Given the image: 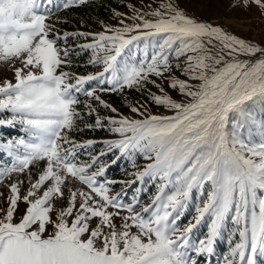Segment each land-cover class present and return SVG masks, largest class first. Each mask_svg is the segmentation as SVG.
Returning <instances> with one entry per match:
<instances>
[{
    "label": "snow or ice",
    "instance_id": "6c2138e0",
    "mask_svg": "<svg viewBox=\"0 0 264 264\" xmlns=\"http://www.w3.org/2000/svg\"><path fill=\"white\" fill-rule=\"evenodd\" d=\"M89 2L0 0V127L25 134L0 137V264H212L225 234L223 264H261L264 35L189 14L191 0L129 2L99 31L63 29L59 14ZM197 2L264 19V0ZM89 53L77 67L93 71H72ZM133 90L143 102L127 113L102 95ZM110 156L135 179H109Z\"/></svg>",
    "mask_w": 264,
    "mask_h": 264
},
{
    "label": "rangeland",
    "instance_id": "374dc122",
    "mask_svg": "<svg viewBox=\"0 0 264 264\" xmlns=\"http://www.w3.org/2000/svg\"><path fill=\"white\" fill-rule=\"evenodd\" d=\"M129 2L133 3H142L143 0H128L127 2L124 3L126 5ZM120 12H126L128 9L126 7H122L121 9H117ZM188 12L189 14H195L199 18H209L210 17L213 19V23L222 26L225 30L231 31L235 33L238 36H246L250 40H258L262 35H264V19H257L255 15H250L249 17H244L241 15L239 18H237L236 14L225 7H217L214 11H212L210 14L206 13L204 9H202L197 2V0H191V3L188 5ZM101 22L104 23H112L116 24V18L113 16V13L108 19H105ZM100 30V24L95 30H91L90 32H95ZM250 33V35H249ZM90 55V53H89ZM4 67L3 64H0V69ZM91 71L93 69L91 68ZM155 91V89H153ZM175 95V94H174ZM140 102H143V100H138ZM132 102V103H136ZM113 105V104H112ZM114 106V105H113ZM116 107V106H114ZM121 111L127 113L128 109L123 106V107H117ZM155 110V109H153ZM160 111H163V109H159ZM103 111V110H102ZM256 111L259 112V106H256ZM25 134L21 131L20 126H15V127H0V137L3 139H9V138H16L20 136H24ZM105 133H99L97 135L91 136V137H86V138H79V139H87V138H95V139H100L102 137H105ZM101 147H97V152L101 151ZM118 155V154H117ZM4 159H7L5 156ZM112 160H116L115 156H110L108 158H105L104 163L108 164L109 166H116L118 168H121V175L120 178H113L107 176L111 180L115 181H131L134 180L135 178L133 176L128 175V173L134 171V169L131 167L130 161L126 157H121L119 160H116V163H112ZM138 163L142 166L143 165V160L142 158L138 160ZM140 184L137 182L130 190L129 192V197L134 193L135 188L139 187ZM125 185L122 183H117L113 186L114 191H121L122 188H124ZM145 187H148L147 184H145ZM153 192L155 191L154 186L151 189ZM145 198L147 197V193L144 194ZM195 215L194 207H190L186 212L185 215L182 217V219L178 222L179 226L183 228L188 224L190 220ZM194 222V221H193ZM208 223L210 221L206 218L204 221L201 222L200 225H198L195 229H193L192 233L190 234V237L193 242H196L200 238H204L207 235V230H208ZM227 239H226V234L225 237H222L218 239L214 245L215 252L212 257V264H223L222 257L227 251ZM261 264H264V260L261 261Z\"/></svg>",
    "mask_w": 264,
    "mask_h": 264
},
{
    "label": "trees",
    "instance_id": "16d2710c",
    "mask_svg": "<svg viewBox=\"0 0 264 264\" xmlns=\"http://www.w3.org/2000/svg\"><path fill=\"white\" fill-rule=\"evenodd\" d=\"M127 1L128 0H90V2L85 5L74 7L66 12L62 11L59 15L68 21V23L66 25H62V27L68 31H75L82 28L81 22H83L84 27L82 30H95L101 21L108 19L111 16L113 10L121 9ZM70 42L76 43V41ZM88 55L89 54L74 58V67L71 70L80 71L81 73L90 72L91 67H77L78 65H82L87 60ZM102 95L103 98L116 107H123L127 103L143 100L141 94L135 92L134 90L127 93L125 96L114 93H103ZM81 99L83 100L84 98L81 97ZM97 134L99 133L85 131L78 138L91 137ZM106 175L113 178H120L121 168H118L115 165H110L107 169Z\"/></svg>",
    "mask_w": 264,
    "mask_h": 264
}]
</instances>
